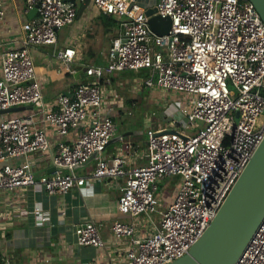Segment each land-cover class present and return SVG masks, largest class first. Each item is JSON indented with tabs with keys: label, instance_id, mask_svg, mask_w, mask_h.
<instances>
[{
	"label": "built area",
	"instance_id": "2783aa9c",
	"mask_svg": "<svg viewBox=\"0 0 264 264\" xmlns=\"http://www.w3.org/2000/svg\"><path fill=\"white\" fill-rule=\"evenodd\" d=\"M89 3L115 19L116 35L103 64L83 65L87 82L49 103L36 79L31 50L52 46L55 62L71 75L76 72L71 64L80 50L57 47V30L74 22L75 4L23 0V12L35 8V13L21 24L18 46L0 49V111L31 109L24 116L0 114V190L20 194L32 188L64 195L86 182L121 179L116 209L129 220L114 221L110 232L116 240L129 241L125 264H168L201 236L264 137V22L249 0H156L144 8L135 0ZM149 8L155 9L151 15L169 17L167 33L150 29ZM3 16L0 0V21ZM139 70L146 74L139 79L142 89L184 95L178 111L185 123L177 128L164 117V124L157 120L146 127L144 147L133 156L144 163L135 165L132 151L138 145L131 141L124 144L125 151L119 147L114 155H103L116 133L107 111L121 101L115 91L110 96L103 91L104 85L112 86L115 73ZM71 131L73 137L65 141ZM94 153L90 171L76 173L75 167ZM44 155L55 169L36 176L35 166ZM17 158L20 163L9 162ZM171 176L178 179L176 193L162 201L158 183ZM65 213L64 206L56 207L55 220L61 222ZM151 214H158L156 223ZM139 215L152 224L144 235L133 223ZM32 216L37 225L52 218L38 204ZM73 233L79 246H103L91 220L76 224ZM2 264H10L9 259ZM233 264H264V216Z\"/></svg>",
	"mask_w": 264,
	"mask_h": 264
},
{
	"label": "crops",
	"instance_id": "0c3cea01",
	"mask_svg": "<svg viewBox=\"0 0 264 264\" xmlns=\"http://www.w3.org/2000/svg\"><path fill=\"white\" fill-rule=\"evenodd\" d=\"M2 2L4 6V16L0 21L1 51L4 48H16L18 46L17 40L21 35V24L27 20L26 14L23 12V0H2ZM74 4H76V0H74ZM81 4L82 0H80L79 7ZM87 7L91 10V15L97 14L96 11L99 14H102L94 8L95 11L90 3L86 8ZM85 9L78 18L81 19L85 14V20H89L86 19L87 13L85 12ZM75 19L77 18L75 17ZM99 22L100 23H97L95 20V23L91 24L92 31L87 29L86 37L87 39H91L92 44L95 47L99 46L98 43L100 40L106 39L107 44L103 46L104 52H106L112 37L108 38L107 28L101 25V21ZM89 26L90 25H88V28ZM72 27L77 31L75 22L72 24ZM66 46L71 45L62 44L59 39L57 40L58 48ZM47 47L49 46H41L32 49L31 53L32 59H36L38 62L45 65L42 67L45 71V67H47V70L53 69L55 75H58L59 77L57 84L54 85L56 86L55 90L49 91L50 88H47L50 85L49 79L39 74L36 75L37 79H40L42 92L44 90L46 94V90L48 89L49 95L47 97L45 96V98H47V102L50 103L54 101L59 93H64L70 90L76 84L78 77H75L74 75L77 71L83 73V65L80 69L71 66L76 72L71 75L66 70L67 72L63 73L62 76V72L60 71L61 66H59L51 57L50 51L53 47L51 46L52 49L51 47L50 49ZM82 47H84L86 54L89 57L90 64H103L104 60L98 58L96 52L92 50L91 42L90 44L82 43ZM80 54H82L81 50ZM67 75L72 76L74 84H69L68 87L62 89V84L67 80ZM27 110L28 109L23 110L24 112H21L19 116L27 114ZM120 134L122 133H115L114 136ZM72 137L73 132L71 131L63 139L69 141ZM134 144L138 146L132 151V159L134 155L139 156L144 147V145L141 146L139 143ZM103 155L111 156L113 155V152L110 154L103 153ZM21 160L22 159L17 158L10 160L9 162L18 164ZM133 161L135 165H142L144 163V160L140 157L133 159ZM49 166V158L44 155L38 160V163L35 166V174L46 173V170L50 168ZM101 181L93 183L86 182L82 187L74 188L64 195H47L43 190L33 191L32 188L22 190L20 194L0 190V264H2L4 258H8L10 264H125L124 251L128 247L129 241L128 239L116 240L110 232V226L114 221L129 220L128 216L127 218H119L122 214L118 213L116 209V201L120 194L119 187L122 180L117 179V181L112 183V180H107L105 182L107 187L115 189L114 192L110 193L102 191L103 184ZM58 196H61V198L59 199ZM111 202L114 204L117 216L114 219H105L106 206ZM37 204L51 214L52 218L49 224L37 225L34 223L32 208ZM59 205L65 207L66 213L62 221L58 223L55 220L54 214L56 207ZM88 220L93 221L99 227L100 237L103 241V246L100 248L79 246L75 242V236L73 233L74 226L79 222ZM140 231L142 230H138V232ZM141 235H144V233L142 232Z\"/></svg>",
	"mask_w": 264,
	"mask_h": 264
},
{
	"label": "rangeland",
	"instance_id": "374dc122",
	"mask_svg": "<svg viewBox=\"0 0 264 264\" xmlns=\"http://www.w3.org/2000/svg\"><path fill=\"white\" fill-rule=\"evenodd\" d=\"M135 2L144 8L148 6H153L156 0H135ZM79 4H80V0H76L75 8H77V10ZM85 12L87 13L86 19L89 20H85L84 18L85 14L82 16L81 19L77 18L74 20L77 31L72 27V24L74 22L71 25H64L59 30H57L58 39L62 44L71 45L76 50L82 51V54L80 55L77 54L78 57L74 61L76 63L73 62L74 64H71V66L77 69L82 68V65L90 64L89 57L87 56L84 47H82V43L90 44L91 42L92 50L96 52L98 58L104 60L105 52L103 46L107 44L106 39L100 40V42L98 43L99 46L95 47L92 44L91 39H87L86 37L87 31L88 30L92 31L91 24L95 23V20L97 23H100L99 21H101V25L107 28L108 38L109 37L111 38L114 35H116L117 22L113 17L112 18L114 19V22L110 21V23H106V19H104L101 16V14H99L97 11H96L97 14L91 15V10L87 7L85 9ZM88 25H90L89 28ZM50 47L51 46L47 48L50 49ZM52 50L50 51L51 54H52ZM32 61L36 75L39 74L47 77L49 79V84H50L47 88L48 89L50 88L49 91H54L56 88V86L54 85L57 84V81L59 79L58 75H55V71L53 69L47 70V67H45L46 69L45 71L42 68L45 65L43 63L38 62V60L32 59ZM60 71L62 72V76L63 73L67 72L66 69L63 67L61 68ZM144 72H145L144 70L117 72L113 75L114 79L112 86L108 87L104 85V88L106 89L103 91L104 95L110 96L111 91H115L118 94V96L121 98V101L117 102L118 105L112 106L107 111L108 115L112 118V120L115 123L116 133L119 134V133L131 132V135L125 136L121 140L116 141L110 144L109 146H107L105 151L103 152L104 154H110L113 152L114 155V153H116L117 151V148L122 147L121 149H123L124 144L128 141L130 142V138L133 144L139 143L141 144V146H143L146 140V126L148 124L155 123L157 120H160L161 124H164V122L166 121L164 120V117H167V119H173L174 122L178 124L177 128H180L185 123L184 117L178 111L180 101L184 99V95L182 93L175 91H162L159 89H146V88L142 89L139 85L140 82L139 79L144 78L145 76ZM37 80L40 83V79L38 78ZM73 80L74 79L72 78V76L67 75V80L64 81V83L62 84L63 85L62 89L68 87L69 84L72 83L74 84ZM84 80L86 81L88 80V78L85 77L84 73H81V75L78 76L77 82L76 81L75 82L76 84H78ZM48 89L46 90V94L44 90L42 92L41 89L42 95L44 93L45 102L48 101L47 98H45V96L47 97L49 95ZM108 101L110 102L111 99L108 98ZM20 113L21 112L10 115L13 116V115H18ZM170 113L171 115L167 116ZM170 128H171L170 125L166 127V129H170ZM123 150L125 151L126 149ZM93 164H94V160L92 159L86 165L76 168L75 172L78 174H85L86 172L90 171ZM40 174L36 173V176ZM111 180H112L111 183L117 181V179L116 180L111 179ZM106 181L107 180L105 179H102L101 181L103 184L102 191L105 193L114 192L115 189H112L111 187H107L105 185ZM177 182H178L177 177L171 176V177L163 178L158 183V193H159L158 196H160L162 192V195L160 196L162 201L168 202L170 199H172L173 195L176 193L175 185L177 184ZM58 197L59 199L61 198V196ZM105 214H106L105 219L116 218L117 213H115L114 204L112 202L106 206ZM122 217L127 218L126 215L119 216V218ZM150 218L154 223H156L158 219V214H151ZM133 223L135 227L138 228V230H142L140 231L141 233L142 232L145 233L146 231H151L152 229V224L148 221L145 215H139L137 218H134Z\"/></svg>",
	"mask_w": 264,
	"mask_h": 264
},
{
	"label": "water",
	"instance_id": "95a60500",
	"mask_svg": "<svg viewBox=\"0 0 264 264\" xmlns=\"http://www.w3.org/2000/svg\"><path fill=\"white\" fill-rule=\"evenodd\" d=\"M70 1L74 3V0ZM249 1L264 22V0ZM88 4L89 0H82L76 18L81 15ZM154 11V8L145 10V15L149 16L150 29L157 35L167 33L171 25L169 17L151 15ZM34 13L35 8L26 14L27 19L32 18ZM82 69L84 70V67ZM80 74L81 71H77L74 76L78 77ZM25 109H31V106L8 108L1 110L0 114L16 113ZM172 131L168 130V132ZM129 134L131 132L116 135L108 140L107 145ZM183 137L186 138V136ZM95 155V153L92 154L86 162L76 166L75 169L89 163ZM54 169L51 166L46 173H51ZM263 216L264 137L201 236L190 246L186 254L168 264H233Z\"/></svg>",
	"mask_w": 264,
	"mask_h": 264
},
{
	"label": "trees",
	"instance_id": "16d2710c",
	"mask_svg": "<svg viewBox=\"0 0 264 264\" xmlns=\"http://www.w3.org/2000/svg\"><path fill=\"white\" fill-rule=\"evenodd\" d=\"M101 16L104 18V19H106V23H110V21H113L114 22V19L112 18V16H110V15H105V14H101ZM144 74H145V72H144ZM146 75V74H145ZM111 78V81H112V83H113V79H114V76H111L110 77ZM101 81H103V79H101ZM85 82H87V80L85 81H81L80 83H85ZM148 126H150V124H148L146 127H148ZM151 126H153V125H151ZM153 127H156L155 125L153 126Z\"/></svg>",
	"mask_w": 264,
	"mask_h": 264
}]
</instances>
